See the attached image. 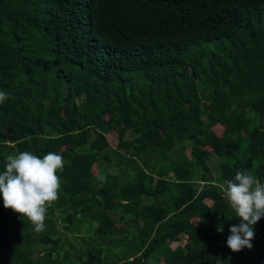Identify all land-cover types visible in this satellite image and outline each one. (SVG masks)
Instances as JSON below:
<instances>
[{
  "label": "trees",
  "instance_id": "16d2710c",
  "mask_svg": "<svg viewBox=\"0 0 264 264\" xmlns=\"http://www.w3.org/2000/svg\"><path fill=\"white\" fill-rule=\"evenodd\" d=\"M0 90V172L66 161L43 233L0 199V264H264V218L231 252L223 195L264 182V0H0Z\"/></svg>",
  "mask_w": 264,
  "mask_h": 264
},
{
  "label": "clouds",
  "instance_id": "9594fccd",
  "mask_svg": "<svg viewBox=\"0 0 264 264\" xmlns=\"http://www.w3.org/2000/svg\"><path fill=\"white\" fill-rule=\"evenodd\" d=\"M9 99L6 91L0 90V104ZM66 161L56 152L43 158L30 151L7 155L5 168L0 172V199L3 207L19 214L18 219H27L36 233H43L47 225L48 209L58 201L62 181L59 173L64 171ZM97 181L103 186L107 176L98 174ZM223 195L228 206L239 220L229 227L227 247L233 253L252 249L255 238L254 226L264 218V182L250 171L237 170L234 179L224 182ZM223 232V224L217 226Z\"/></svg>",
  "mask_w": 264,
  "mask_h": 264
},
{
  "label": "rangeland",
  "instance_id": "374dc122",
  "mask_svg": "<svg viewBox=\"0 0 264 264\" xmlns=\"http://www.w3.org/2000/svg\"><path fill=\"white\" fill-rule=\"evenodd\" d=\"M216 131L218 132V129H216ZM184 155L183 153L181 154V156ZM180 156V157H181ZM217 158L216 157H211L208 165L210 168V171L212 173V175L215 174L216 171V163H217ZM55 221H56V226H68V227H74L75 223L72 222L71 225H69L68 223L65 222V215L60 216L57 212L54 213L53 217H52ZM95 224H92V227ZM77 229L79 230V234H76L75 231H67L65 229L60 228L59 232H60V245L62 246V250L61 251H67L70 252L72 257H75V251H77L81 245H83L84 241L86 242L88 238L92 237V229L91 227H88L85 224H79L76 226ZM116 229H124L126 226L125 224H121V223H116L115 224ZM79 237H83V240H80ZM71 246V247H70ZM103 248V247H102ZM83 249V248H82ZM59 252V254L61 255L62 252ZM115 251H119V248H116ZM33 257H36V255H33ZM62 264H74V262L72 263H62Z\"/></svg>",
  "mask_w": 264,
  "mask_h": 264
}]
</instances>
